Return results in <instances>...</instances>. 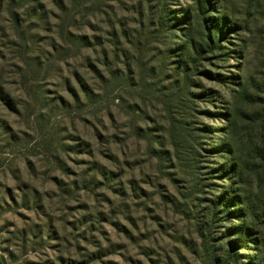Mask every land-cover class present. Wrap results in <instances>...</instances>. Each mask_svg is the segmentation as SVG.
<instances>
[{
    "label": "rangeland",
    "instance_id": "1",
    "mask_svg": "<svg viewBox=\"0 0 264 264\" xmlns=\"http://www.w3.org/2000/svg\"><path fill=\"white\" fill-rule=\"evenodd\" d=\"M197 1L0 0V226L9 263L226 259L229 224L207 216L226 191L212 171L228 163L227 133H264V0H200L220 9L222 26L237 27L215 36L216 49L185 75L171 50ZM238 83L255 99L238 103L243 116L229 122ZM255 191L264 200V184ZM254 229L257 244L240 247L232 264H252L258 248L264 256V217Z\"/></svg>",
    "mask_w": 264,
    "mask_h": 264
},
{
    "label": "trees",
    "instance_id": "2",
    "mask_svg": "<svg viewBox=\"0 0 264 264\" xmlns=\"http://www.w3.org/2000/svg\"><path fill=\"white\" fill-rule=\"evenodd\" d=\"M220 12V9L218 10L217 7L207 1L198 0L195 6L190 7V11L186 15L189 27L183 33V41L171 50L172 58H177L176 64L179 66L180 74L186 75L193 70L197 71L200 65L195 60L202 59L207 52L216 49L214 37L216 36L217 41L218 39L222 40L224 30H234L237 27L233 23L232 26H222L228 22V19H221ZM212 14H217L218 18ZM169 20L171 23V19ZM219 26L223 27L222 30L219 29ZM170 27L176 28L175 24H171ZM182 82L186 90L189 91L190 88H193L191 85L193 81L190 78L187 79L186 77ZM203 96L206 97L205 95L198 97ZM232 96L233 101L235 99V107L229 116V122L233 119L238 120L243 116L242 112L238 114L240 112L238 103H251L255 99L248 93L245 85L241 83H238V90L232 91ZM258 99L260 106H262L261 111L264 118V97L260 96ZM227 134L230 135V140L226 141L220 151L227 154L228 163L221 164L212 171L215 173V178L226 186V191L216 196L215 200L212 201L213 207L207 213V216L212 215L213 223L215 216H222L225 218L224 221L229 224L226 237L221 239L227 242V257L221 260L216 259V264L238 262L236 257L238 252L236 251L240 247L247 248L250 241L253 245L257 244L259 231L256 233L254 228L257 229V226L262 225L264 217L263 193L262 191H255L259 188L262 189L264 184V133H246L243 137L242 133ZM214 151H219V149L212 148L211 153L213 154ZM234 219L240 223L234 225L232 223ZM211 230L209 234L212 233ZM201 231L203 238L210 239L205 234L207 223L201 225ZM256 251L260 257L249 255L252 264H264V256L260 253L259 248Z\"/></svg>",
    "mask_w": 264,
    "mask_h": 264
},
{
    "label": "built area",
    "instance_id": "3",
    "mask_svg": "<svg viewBox=\"0 0 264 264\" xmlns=\"http://www.w3.org/2000/svg\"><path fill=\"white\" fill-rule=\"evenodd\" d=\"M0 264H11L6 260V254L4 251V243H3V231L0 226Z\"/></svg>",
    "mask_w": 264,
    "mask_h": 264
}]
</instances>
